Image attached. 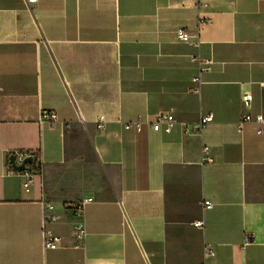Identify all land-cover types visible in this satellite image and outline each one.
<instances>
[{"label":"crops","instance_id":"0c3cea01","mask_svg":"<svg viewBox=\"0 0 264 264\" xmlns=\"http://www.w3.org/2000/svg\"><path fill=\"white\" fill-rule=\"evenodd\" d=\"M199 2L0 0V264H201L207 245L206 264H264V125L237 131L264 114V0ZM166 113L169 133L146 124ZM15 151L40 153L28 191Z\"/></svg>","mask_w":264,"mask_h":264},{"label":"built area","instance_id":"2783aa9c","mask_svg":"<svg viewBox=\"0 0 264 264\" xmlns=\"http://www.w3.org/2000/svg\"><path fill=\"white\" fill-rule=\"evenodd\" d=\"M29 3H33L35 0H26ZM193 1L197 4L198 9H203L204 7H206V5L202 2H199V0H190ZM204 23V22H201ZM177 39L182 41V42H186V43H192L196 48L199 47L200 45V39H199V31H196L195 33H187L183 30H178L177 32ZM192 60L196 63L197 65V74L192 78V84L194 85V90L195 91H199L203 81H202V75L204 73H206L207 71H209L210 69V61L202 59L200 56H196L194 58H192ZM261 87L264 88V83L261 84ZM252 100V96L250 93L248 92H244L241 95V103L242 106L244 107H248L251 103ZM47 121L49 123H54L57 120V116L55 113L52 112H44L41 114L40 116V123L43 121ZM212 122V117L206 116L203 117L197 128H195L193 131L194 132H199L206 124ZM96 126L98 130H102L104 127V121L103 118L101 116H98L96 118ZM145 124L144 122H142L141 120L137 119L131 123L126 124V129H134L135 131H140L142 125ZM147 125H149V127L151 128L152 131H164L165 133H169L171 131V129L174 127V125L176 124L175 119L173 118V116L171 114H159L157 115L154 120L150 123H146ZM246 124H252L255 126L256 129V133L259 134L261 132V128L264 125V114H257V115H249V114H242L239 118V121L237 123V131L238 133H241L242 128L244 125ZM185 132L186 133H190L191 131L187 128L184 127ZM204 155H208L209 153V148L208 147H203L202 150ZM13 157L14 158V164L16 165H20L22 164L23 160L31 157L32 160L30 163H32L31 166L27 164H25V168L23 171L21 172H16L11 163H10V158ZM9 158V162H8V171L10 173L13 174H17L20 175L22 177V188L24 189V191H28L29 188L32 185V179L33 176L35 174H33L32 172L37 168L40 169V162H41V157H40V153H22V152H18L15 151L14 153H12V155ZM208 162H211V159L208 158V156L206 157ZM89 202H91V199H84L78 202H74L70 204V208L73 210L74 214L77 216H82L83 215V211H84V207L85 205H87ZM204 209H210L211 208V203L210 202H204ZM194 225L198 228L203 229L204 227V222L201 221H196L194 223ZM45 226V224H44ZM42 235H43V241H44V246L47 249H56L59 246L60 243V238L55 236L50 230H48L47 228L43 227L42 230ZM76 237L78 239H83L85 237V229L83 224L79 225L76 229ZM253 236L252 235H247V237L245 238V244H249L252 240ZM214 251L207 245L204 248V259L203 262L201 264H206L205 261L206 259H211L214 257Z\"/></svg>","mask_w":264,"mask_h":264},{"label":"water","instance_id":"95a60500","mask_svg":"<svg viewBox=\"0 0 264 264\" xmlns=\"http://www.w3.org/2000/svg\"><path fill=\"white\" fill-rule=\"evenodd\" d=\"M31 160H32V158H31V157H28V158H26V159L23 160L22 164H20V165H16V164H14V158L11 157V158H10V163H11L13 169H14L16 172H21V171L24 170V168H25V164L31 162Z\"/></svg>","mask_w":264,"mask_h":264},{"label":"trees","instance_id":"16d2710c","mask_svg":"<svg viewBox=\"0 0 264 264\" xmlns=\"http://www.w3.org/2000/svg\"><path fill=\"white\" fill-rule=\"evenodd\" d=\"M8 162H9V159H8ZM28 165L31 166L32 163L29 162ZM39 172H40V169L39 168L38 169L36 168L32 173L35 174V175H37V174H39Z\"/></svg>","mask_w":264,"mask_h":264}]
</instances>
